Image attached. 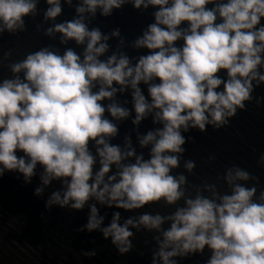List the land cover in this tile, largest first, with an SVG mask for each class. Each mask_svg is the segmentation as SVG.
<instances>
[{
  "label": "clouds",
  "instance_id": "obj_1",
  "mask_svg": "<svg viewBox=\"0 0 264 264\" xmlns=\"http://www.w3.org/2000/svg\"><path fill=\"white\" fill-rule=\"evenodd\" d=\"M128 10L131 39L101 23ZM30 25L48 42L0 56V178L119 255L142 236L148 264H264V151L209 172L187 155L264 107V0H0V38Z\"/></svg>",
  "mask_w": 264,
  "mask_h": 264
},
{
  "label": "water",
  "instance_id": "obj_2",
  "mask_svg": "<svg viewBox=\"0 0 264 264\" xmlns=\"http://www.w3.org/2000/svg\"><path fill=\"white\" fill-rule=\"evenodd\" d=\"M145 19L128 10L122 16L101 23L121 26L131 39ZM47 42V38L36 34L30 25L29 34L23 35L19 42L7 35L0 38V56L3 50L17 43L23 49L29 44L39 46ZM13 58H17L15 53ZM5 72L6 69L0 68V75ZM193 135L194 143L187 145V155L196 159L198 168L202 167L204 172L210 171L204 162L211 157L217 158V165L237 160L255 167L257 152L264 151V107L249 106V110L241 112L226 129ZM35 183L25 185L11 174L0 178V264H148L144 237L138 236L131 252L119 255L98 233L77 231L85 222V213L55 207L46 210L45 197L33 195ZM90 250L96 251L95 257L83 255ZM198 261V257H193L184 264H198Z\"/></svg>",
  "mask_w": 264,
  "mask_h": 264
}]
</instances>
